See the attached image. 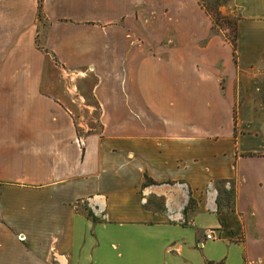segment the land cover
Here are the masks:
<instances>
[{
  "label": "crops",
  "instance_id": "1",
  "mask_svg": "<svg viewBox=\"0 0 264 264\" xmlns=\"http://www.w3.org/2000/svg\"><path fill=\"white\" fill-rule=\"evenodd\" d=\"M234 5L235 52L198 0H0V264H264V0ZM58 70L95 79L80 139Z\"/></svg>",
  "mask_w": 264,
  "mask_h": 264
},
{
  "label": "rangeland",
  "instance_id": "2",
  "mask_svg": "<svg viewBox=\"0 0 264 264\" xmlns=\"http://www.w3.org/2000/svg\"><path fill=\"white\" fill-rule=\"evenodd\" d=\"M198 3L212 21L213 34L222 36L231 44L236 34V23L239 19V12L234 5V0H199ZM42 27L40 25L39 29H43ZM37 46L42 49L39 39L37 40ZM6 65L7 62H0V67L5 68L7 67ZM94 83V77L85 70L67 73L58 70L55 73L54 81L51 82L58 90L65 92L68 101H72L71 104L75 107L72 109V116L74 117L73 120L76 124L78 137L85 135L87 127L89 129H98L96 123L98 111L90 98V89ZM78 108H81V110ZM80 117L84 118L83 120L81 119L82 122L86 123L84 127L79 126ZM215 186L220 191V199L224 201L223 204L230 207L234 197V189L231 188L230 191H224L223 183L221 182H216Z\"/></svg>",
  "mask_w": 264,
  "mask_h": 264
},
{
  "label": "built area",
  "instance_id": "3",
  "mask_svg": "<svg viewBox=\"0 0 264 264\" xmlns=\"http://www.w3.org/2000/svg\"><path fill=\"white\" fill-rule=\"evenodd\" d=\"M78 138L80 139L81 137H78ZM214 234L215 233H214L213 230H207L205 235H204L205 236V240H207V241H216V240H218L219 236H215Z\"/></svg>",
  "mask_w": 264,
  "mask_h": 264
},
{
  "label": "trees",
  "instance_id": "4",
  "mask_svg": "<svg viewBox=\"0 0 264 264\" xmlns=\"http://www.w3.org/2000/svg\"><path fill=\"white\" fill-rule=\"evenodd\" d=\"M199 1V0H198ZM41 2H42V0H38V10L40 11V9H41ZM198 5H199V3H198ZM200 6V5H199ZM235 40H236V34H235V37H234V40H233V42L231 43V45H232V48H233V52H235ZM233 194H234V190H233ZM233 200V199H232Z\"/></svg>",
  "mask_w": 264,
  "mask_h": 264
}]
</instances>
